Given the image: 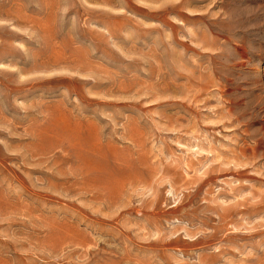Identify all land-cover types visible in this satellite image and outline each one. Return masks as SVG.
Segmentation results:
<instances>
[{
  "label": "rangeland",
  "instance_id": "1",
  "mask_svg": "<svg viewBox=\"0 0 264 264\" xmlns=\"http://www.w3.org/2000/svg\"><path fill=\"white\" fill-rule=\"evenodd\" d=\"M0 264H264V0H0Z\"/></svg>",
  "mask_w": 264,
  "mask_h": 264
},
{
  "label": "clouds",
  "instance_id": "2",
  "mask_svg": "<svg viewBox=\"0 0 264 264\" xmlns=\"http://www.w3.org/2000/svg\"><path fill=\"white\" fill-rule=\"evenodd\" d=\"M171 194V193H170Z\"/></svg>",
  "mask_w": 264,
  "mask_h": 264
}]
</instances>
